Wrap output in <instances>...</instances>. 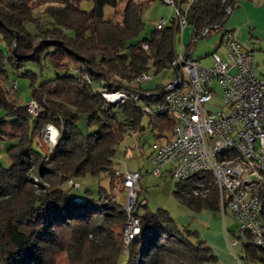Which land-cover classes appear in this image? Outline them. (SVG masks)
I'll return each mask as SVG.
<instances>
[{"label":"trees","instance_id":"trees-1","mask_svg":"<svg viewBox=\"0 0 264 264\" xmlns=\"http://www.w3.org/2000/svg\"><path fill=\"white\" fill-rule=\"evenodd\" d=\"M118 1L93 0L92 8L86 10L65 0L64 4L48 3L43 13L35 15L31 0H0V37L7 47V51L0 47V70L4 71L6 62L21 68L29 60L40 61L42 55H47L55 70L54 76L38 83L32 69L22 72L30 76L31 95L38 103L36 115L28 112V103H14L0 87V138H15L6 148L9 164L0 160V264H54L61 252L68 264H206L214 257L211 246L191 239L166 209L146 208L139 213L135 203L140 232L120 262L126 214L117 198L102 185L97 195L86 188L83 198L69 192L70 186H80L75 177L118 172L114 168L117 144L127 131L144 127V112L132 98L133 92L157 95L164 86L149 87L147 80L136 77L166 68L177 54L176 39L182 29L177 15L149 36L137 38L144 25L142 10L153 0H125L121 20L105 18L104 5L116 6ZM174 1L186 24L193 25L185 45L188 57L198 36L211 29L219 34L228 29L224 27L227 0ZM238 1L230 0L229 10ZM103 90L126 91L128 97L111 101ZM79 112L87 114L95 130H80ZM148 116L161 141L170 140L173 117L165 111ZM49 122L58 126L59 134L43 153L34 146L33 137ZM34 176L41 179L38 186ZM199 179L208 182L212 177L209 172L195 173L177 180L174 191L193 208L219 210L213 184L206 195L193 192ZM257 188L264 217V183ZM244 233L248 236L245 256L264 262V249Z\"/></svg>","mask_w":264,"mask_h":264},{"label":"built area","instance_id":"built-area-1","mask_svg":"<svg viewBox=\"0 0 264 264\" xmlns=\"http://www.w3.org/2000/svg\"><path fill=\"white\" fill-rule=\"evenodd\" d=\"M164 1L173 5L174 15L179 17L181 28L184 27L186 18L180 14L175 1ZM163 25L161 18L156 27ZM205 30L208 29H204V33ZM221 46L223 51L218 50ZM218 47L208 52L210 64L205 66L188 57L186 46L181 45L180 51L166 65L177 71L163 90L157 91V95L147 90L144 94L133 92L132 98L144 113L165 111L175 120L171 139L157 140L151 145L153 171L160 174L161 168L171 163V175L177 179L209 172L212 180L199 179L193 192L206 195L213 184L219 196V210L224 214L230 209L238 220L239 232L249 233L253 243L264 249L263 205L257 188L264 183V72L257 71L254 51L243 46L232 30L221 32ZM262 61L264 63V53ZM151 77L149 72H142L136 80ZM214 81L222 88L227 110L208 106L215 90ZM102 94L111 101L128 97L122 90H103ZM28 105L30 114L36 115L37 101L32 98ZM57 133L59 129L55 124L46 125L44 136L52 146ZM140 175L139 170L122 173L126 193L122 205L126 214L123 252H127L129 243L140 232V219L134 213L135 188ZM68 183L78 185L72 179H68ZM118 192L113 190L114 198Z\"/></svg>","mask_w":264,"mask_h":264},{"label":"rangeland","instance_id":"rangeland-1","mask_svg":"<svg viewBox=\"0 0 264 264\" xmlns=\"http://www.w3.org/2000/svg\"><path fill=\"white\" fill-rule=\"evenodd\" d=\"M86 10H90L93 6V0H72ZM65 0H31L32 11L35 15L43 13L45 6L48 3L64 4ZM125 0H119L116 6L104 5L103 16L114 20H121L120 11L124 8ZM142 19L144 25L140 30L137 38L149 36L151 30L156 27V23L163 18L164 24L170 22V18L174 15L173 5L164 0H153L142 10ZM46 20L50 17L45 16ZM27 27L32 30L34 27L27 24ZM185 38L182 39L183 29L176 39L177 52L180 51L181 45H186L192 36L193 25L186 24ZM220 32L217 29H211L209 34L198 36L191 45V57L199 60L202 65H209L210 58L207 55L218 44ZM181 37V38H180ZM0 47L7 51L5 42L0 37ZM219 51H223V46L218 47ZM256 59L260 62L258 71L264 68L261 62L262 52L256 50ZM71 66L74 62H70ZM4 71L0 70V87L6 92V95L11 101L17 104L29 103L32 98L30 76L23 75L22 72L26 68H30L35 72V82H41L55 75V70L47 57L42 55L40 61L29 60L28 63L21 68H14L10 63L6 62ZM72 69V68H71ZM152 77L145 83L149 87H154L156 84H167L174 74L172 67H167L155 72L153 69L149 72ZM215 90L209 107H223L224 105L222 88L217 82H213ZM29 106V105H28ZM29 112V110H28ZM30 113V112H29ZM87 114L79 112L77 124L80 130L84 133L92 132L96 129L95 125L88 124ZM52 123V122H49ZM48 124V123H47ZM46 124V125H47ZM54 124V123H53ZM141 124L144 126L141 129L129 130L123 134L121 140L117 144L116 153L114 155V168L118 172L111 175L108 172H101L98 175L88 174L86 176L75 177L74 179L80 183L79 187L70 186L69 192L74 198H83L85 189L92 190L94 195H97L98 186L102 185L107 188L111 195L113 190H118L117 200L123 205L125 202L126 193L122 184V173L127 170H139L141 175L137 182L136 205L135 210L142 213L146 208L157 210L163 208L173 217L177 226L186 232L194 241L201 239L212 248L214 257L206 261V264H253L252 261L245 256L244 242L248 240V236L241 232L239 233V223L235 215L230 209L223 214L221 210L212 208L196 209L184 202L181 197L174 191L176 181L179 180L171 175V163H167L161 168V173L156 174L153 169L152 143L157 140H162V137L156 135L157 130L149 124V116L144 113ZM45 125V127H46ZM44 129L38 133L35 132L33 137L34 146L46 153L52 146L45 139ZM58 127V126H57ZM12 131V128L9 127ZM15 138H0V160L4 165L9 164L7 157V146L12 143ZM38 176H34V182L38 186ZM43 183H46L43 180ZM69 187V185H66ZM114 196V195H113ZM117 231V229H116ZM236 240L235 242H233ZM126 253L120 256V262L125 259ZM258 264V262H256ZM54 264H68L67 256L64 252L58 253Z\"/></svg>","mask_w":264,"mask_h":264},{"label":"crops","instance_id":"crops-1","mask_svg":"<svg viewBox=\"0 0 264 264\" xmlns=\"http://www.w3.org/2000/svg\"><path fill=\"white\" fill-rule=\"evenodd\" d=\"M224 27L232 30L243 46L252 49L254 52L256 50L261 51L263 57L264 0H239L236 5L230 9ZM182 28H184L182 39H184L185 30L187 29L186 25ZM218 44L214 48L218 47ZM256 61L258 69L260 62L257 59ZM261 62L263 63L262 58ZM258 72L263 73L264 68Z\"/></svg>","mask_w":264,"mask_h":264},{"label":"water","instance_id":"water-1","mask_svg":"<svg viewBox=\"0 0 264 264\" xmlns=\"http://www.w3.org/2000/svg\"><path fill=\"white\" fill-rule=\"evenodd\" d=\"M229 1H230V0H227V3H226V9H227L228 12L230 11V10H229ZM205 32H206V30H205ZM202 34H204V32H203Z\"/></svg>","mask_w":264,"mask_h":264},{"label":"clouds","instance_id":"clouds-1","mask_svg":"<svg viewBox=\"0 0 264 264\" xmlns=\"http://www.w3.org/2000/svg\"><path fill=\"white\" fill-rule=\"evenodd\" d=\"M57 135H58V133H57ZM52 142H53V144H55V142H56V141H55V140H53Z\"/></svg>","mask_w":264,"mask_h":264}]
</instances>
